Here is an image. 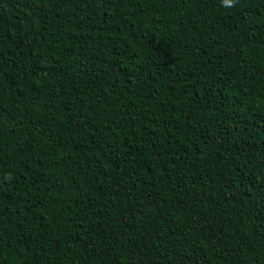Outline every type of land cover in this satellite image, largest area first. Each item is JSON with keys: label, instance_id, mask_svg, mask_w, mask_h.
Listing matches in <instances>:
<instances>
[{"label": "trees", "instance_id": "trees-1", "mask_svg": "<svg viewBox=\"0 0 264 264\" xmlns=\"http://www.w3.org/2000/svg\"><path fill=\"white\" fill-rule=\"evenodd\" d=\"M0 264H264V0H0Z\"/></svg>", "mask_w": 264, "mask_h": 264}, {"label": "clouds", "instance_id": "clouds-1", "mask_svg": "<svg viewBox=\"0 0 264 264\" xmlns=\"http://www.w3.org/2000/svg\"><path fill=\"white\" fill-rule=\"evenodd\" d=\"M225 3H230L229 0H224Z\"/></svg>", "mask_w": 264, "mask_h": 264}, {"label": "snow or ice", "instance_id": "snow-or-ice-1", "mask_svg": "<svg viewBox=\"0 0 264 264\" xmlns=\"http://www.w3.org/2000/svg\"><path fill=\"white\" fill-rule=\"evenodd\" d=\"M229 2H231V0H229Z\"/></svg>", "mask_w": 264, "mask_h": 264}]
</instances>
